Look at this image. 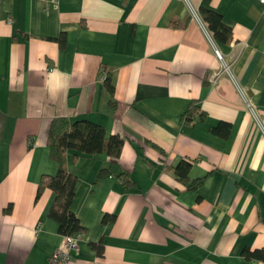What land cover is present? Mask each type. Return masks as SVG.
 I'll list each match as a JSON object with an SVG mask.
<instances>
[{"label": "crops", "instance_id": "crops-1", "mask_svg": "<svg viewBox=\"0 0 264 264\" xmlns=\"http://www.w3.org/2000/svg\"><path fill=\"white\" fill-rule=\"evenodd\" d=\"M188 2L230 27L229 43L216 44L264 128V6ZM218 66L183 0H0V264H48L65 242L47 215L54 193L34 198L56 170L45 144L55 116L123 140L117 157L64 153L83 228L68 264H264L241 256L264 247V133L226 74L209 81ZM191 104L203 116L185 120ZM220 121L228 126L213 130ZM180 160L187 178L204 174L196 188L174 173ZM120 173L132 181L125 191Z\"/></svg>", "mask_w": 264, "mask_h": 264}, {"label": "trees", "instance_id": "trees-1", "mask_svg": "<svg viewBox=\"0 0 264 264\" xmlns=\"http://www.w3.org/2000/svg\"><path fill=\"white\" fill-rule=\"evenodd\" d=\"M201 20L209 30L212 38L217 42L229 43L231 39L230 27L222 21L218 12L211 8H197ZM61 45V36L55 38ZM103 83L108 93L112 94V84L109 81V73L105 72ZM197 117L203 116V111L197 109V105L191 104L183 114L185 120H190L194 115ZM228 123L224 121L218 122L212 127L215 131H221V127H227ZM122 138L116 134H106L104 127L94 121L86 118L68 120L64 116L52 117L46 133L45 144L48 148V156L56 164L54 173H44L39 177L36 185L34 198L45 189L49 188L54 193V200L48 209L47 215L56 221L57 230L64 235L73 234L76 231L81 232L82 226L79 224L75 215L69 210V204L73 197V188L76 181V175L68 168L64 161V153L67 149H75L79 153L91 155L98 152H105L107 156L117 157L119 155ZM30 141L28 142V145ZM152 145L158 147L154 143ZM160 149V147H158ZM189 163L180 160L173 168L177 178L187 183V187L194 189L199 186L204 178V174L189 179L186 176ZM107 169L100 168L96 173L93 182L98 178L106 175ZM122 184V190H127V187L132 184V181L125 174H118ZM9 205L5 210H9ZM113 214H103L101 220H112ZM98 253L101 251V246L98 243H91ZM241 256L246 259H257L264 262V247L249 249L242 248Z\"/></svg>", "mask_w": 264, "mask_h": 264}, {"label": "built area", "instance_id": "built-area-1", "mask_svg": "<svg viewBox=\"0 0 264 264\" xmlns=\"http://www.w3.org/2000/svg\"><path fill=\"white\" fill-rule=\"evenodd\" d=\"M187 3L188 9L190 11V14L192 17L196 18L203 29V32L205 33V36L209 42V45L212 49V52L216 59L219 62V66L215 71H212L209 73V81L211 83L216 82L217 78L220 77L222 74H226L235 84V87L237 88V91L239 92L244 105L246 109L249 111L251 115V120H250V125L254 126L258 130L264 133V128L263 124L261 121V118L251 101V98L249 96V90L244 87L243 85H240L233 73V61L232 60H227L224 58L222 52L218 48L216 41L212 38L209 30L206 28L204 22L201 20L196 7L192 6L188 0H183ZM263 6H264V0H258ZM100 78L103 80L105 78V73L101 72ZM81 236V233L79 231L74 232L73 234L66 235L65 237V242L63 246L56 247L48 256V264H68L69 258L71 256L70 251L73 249H76L78 245V240Z\"/></svg>", "mask_w": 264, "mask_h": 264}]
</instances>
